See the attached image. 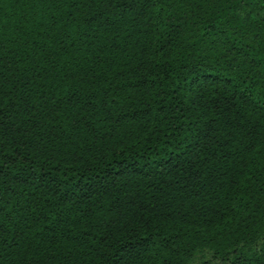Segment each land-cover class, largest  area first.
Returning <instances> with one entry per match:
<instances>
[{"label": "trees", "instance_id": "1", "mask_svg": "<svg viewBox=\"0 0 264 264\" xmlns=\"http://www.w3.org/2000/svg\"><path fill=\"white\" fill-rule=\"evenodd\" d=\"M0 264H264V0H0Z\"/></svg>", "mask_w": 264, "mask_h": 264}]
</instances>
